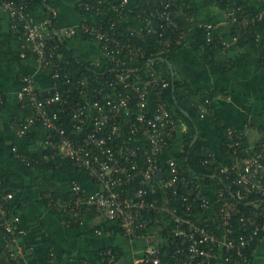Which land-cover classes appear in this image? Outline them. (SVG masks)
<instances>
[{
    "label": "built area",
    "instance_id": "2783aa9c",
    "mask_svg": "<svg viewBox=\"0 0 264 264\" xmlns=\"http://www.w3.org/2000/svg\"><path fill=\"white\" fill-rule=\"evenodd\" d=\"M178 4L179 0H136V3L131 0H81L80 23L59 28L54 27L50 19L37 21L28 11L27 0H0L13 30L23 41L21 56L32 52L38 69L53 70L49 74L52 88L42 97L37 90L36 76L30 72L23 77L18 97L28 102L33 111L25 119L17 120V136L24 137L38 124L45 125L49 131L56 130L60 139L52 146L58 154L69 158L98 184V188L90 192L81 182L73 180L68 196L56 197L49 193V205L65 216L64 223L82 220L86 210L97 208L103 219L119 221L124 234L135 238L152 223L153 213H172L178 223L175 233L189 238L186 247L176 249L177 264H250L247 249L264 233V209L261 207L264 141L249 148L240 138L232 137L229 149L234 161L221 168L224 173L235 174L236 188L232 196L237 203L247 201L251 195L258 196L261 201H251L255 206L249 211H236L237 203L221 193L214 200L219 205L215 223L202 224L192 219L196 204L208 210L213 201L201 191L193 194L195 190L185 180L175 159L167 160V171L163 174L160 156L180 125L164 97L170 81L161 69L151 68L142 75L136 65L143 56L142 44L131 37L124 40L119 36L123 27L142 40L165 39L163 51L166 52L170 27L184 30L177 19ZM183 15L189 17L188 11ZM226 16L228 22L244 30L263 17L262 13H251L244 4L236 3ZM198 25L207 30L208 40L218 38L228 46L226 40L215 34L212 23L200 20ZM75 34L86 35L100 43V56L91 64L103 61L106 69L96 79L85 75L74 79L63 74V65L56 58L57 51L61 41ZM208 111L201 106V117ZM65 115L70 119L73 133L65 128L62 121ZM12 150L14 156L28 166L35 162L17 146ZM50 156L45 158L50 159ZM135 182L137 185L133 186ZM180 182L185 184V191H178ZM2 184L0 179V224L6 250L15 264H21L23 249L19 234L22 230L19 229V216L12 208L14 193L4 192ZM158 188L165 194L172 191L182 197L183 215L176 214V207L161 203L158 197L148 198ZM235 211L243 229L238 237H235ZM101 254L111 255L110 264H119L111 249ZM161 261L160 247L151 244L140 257H134L131 264H160ZM49 262L54 264L52 260ZM80 264L87 262L81 260Z\"/></svg>",
    "mask_w": 264,
    "mask_h": 264
},
{
    "label": "crops",
    "instance_id": "0c3cea01",
    "mask_svg": "<svg viewBox=\"0 0 264 264\" xmlns=\"http://www.w3.org/2000/svg\"><path fill=\"white\" fill-rule=\"evenodd\" d=\"M50 9L57 18V27L64 28L76 26L82 20L79 8L81 0H48ZM136 3V0H131ZM198 8V21L212 23L216 33L228 42L224 49L227 56L234 57V65L226 73L214 74L209 66L202 60L197 52L189 45L168 52L175 72V77L186 80L193 90H204L216 93L213 99L212 111L219 122L211 118L198 120V132L205 135L209 143V152L214 160L227 165L231 160L223 153V139L226 137L240 138L246 147H257L264 141V71L258 61L245 62L241 55L239 37L233 36L229 29L226 11L219 4H206L205 0H195ZM262 13L264 17L263 0H242ZM189 5L183 1L178 6L181 15L189 13ZM189 20V17L187 18ZM192 20V19H190ZM187 33V28L182 26ZM8 13L0 6V50L9 51L16 43ZM68 44L76 55L87 63H94L100 56V43L94 38H86L75 34L67 37ZM166 51H168L166 49ZM163 57L160 60H165ZM231 59V60H232ZM157 59H154L155 62ZM170 66V65H169ZM31 70L36 76L40 91L48 94L52 88V80L46 70H40L33 62L17 65L0 63V94L7 98V105L1 111L0 118V159L10 173L9 188L14 193L13 203L19 214L20 245L22 246L21 264H62L69 259L84 258L88 264H103L98 257V250L111 245H121L125 249L132 247V241L124 235H115L111 232L100 230L97 225L103 216L97 208L85 211L92 216L85 218L81 224L71 227L54 212L51 206L41 200V180L53 178L58 181L76 179L88 190L95 191L98 184L83 172H70L61 174L42 168H28L21 164L13 154V146L28 151V147L16 136V122L23 117L18 97L22 81L19 78L20 68ZM171 67V66H170ZM155 69V68H154ZM222 124L226 129L222 128ZM186 126L183 120L175 133L176 143L169 150L168 157L182 150V136ZM232 131V134H229ZM207 137V138H206ZM228 142V148H229ZM165 158V159H164ZM168 158L163 157V174L167 171ZM163 192L162 188H158ZM156 192V194H157ZM163 194H165L163 192ZM193 194H196L194 192ZM210 210L214 207V199L210 197ZM168 200V198L166 199ZM57 209V208H56ZM58 212H60L57 209ZM96 228V229H95ZM101 231V232H99ZM0 224V264H9L6 255V238ZM153 233H156L154 230ZM147 235V233H146ZM138 238H152L151 232L147 236ZM133 247H135L133 245ZM128 252H132L129 251ZM132 254V253H131ZM133 255V254H132ZM252 264H264V242L254 254Z\"/></svg>",
    "mask_w": 264,
    "mask_h": 264
},
{
    "label": "trees",
    "instance_id": "16d2710c",
    "mask_svg": "<svg viewBox=\"0 0 264 264\" xmlns=\"http://www.w3.org/2000/svg\"><path fill=\"white\" fill-rule=\"evenodd\" d=\"M183 1L187 2L189 5V8H187L189 10V20L187 19L188 17L184 16L183 14L177 16V19L182 26L187 28V33L184 30L182 31L181 28L176 29L170 27L168 30L169 43L165 45V48L168 51H163L165 39L162 38L158 39V37H151L142 40L134 33L127 32L123 27L119 30V36H121V39L124 40H126L128 37H131L134 42L142 44L144 48L143 56H141L136 63V65L140 67L142 75L145 76L149 71L148 69L151 68H155L157 70L161 69L164 72V75L170 81L169 88L164 92L165 100L167 101L170 110L173 112L175 119H182L184 125L186 126V130L181 137L182 150L170 158H173L178 162L185 180L190 182V186L195 190V192L201 191L202 193L215 199L220 196L221 193H224V196L227 199L237 203L232 196V192H234L236 188V184L233 182L235 174H227L221 171V168L224 165L220 164L219 162L217 163L214 160V157H212V154L209 152V143L205 139V135H201L198 132V120L202 118H211L215 122H219L217 115L212 111L213 99L215 98L216 93L204 91L202 89L193 90L188 81L178 79L177 76L173 77L172 69L169 66L167 60H160L161 57L171 60L168 52L182 48L185 45H189L197 52L202 60L205 61L211 72L214 74L226 73L230 71L234 65V57L232 59L230 58L231 56L229 57L223 53L226 46L223 45L218 38L215 41L208 40L207 30L203 27H199L197 18L198 6L196 1L179 0L178 5H180ZM205 3H217L226 12L229 9H232L235 6V3L238 5L244 4L251 13H258L256 8L245 4L242 0H205ZM27 7L30 14L34 15L37 21L50 19L52 21V25L57 27V18L50 9L51 7L48 0H27ZM229 29L233 36L235 35L239 37V46L242 49L241 55L245 62L250 63L253 61H258L264 71V17H262V19L259 20L256 25L249 27L247 30L239 28L236 23L232 22L229 23ZM13 33V40L16 43L13 44L14 46L9 51L0 50V63L17 65L19 62L26 63L34 61L36 65V57L32 52H29L26 57L21 56L23 41L17 32L14 31ZM215 34L218 35L216 32ZM85 37L89 38L86 35ZM164 38H166V36ZM180 38L181 42L179 43L178 39ZM57 53L59 56H56V58L58 60L60 59L63 65V74L74 79L83 75L89 76L92 79H96V77L100 75L104 69H106V65L103 61L100 64H91L80 59L68 44V40L61 41ZM153 59L157 60L152 62ZM46 71L49 75L53 70L47 69ZM30 72L31 70L25 69L24 67L19 69L18 74L20 80L22 81L21 86L23 84V77ZM37 90H39L41 97L46 96L45 93L40 91L38 82ZM0 99L3 100V102H0L1 118V111L5 105H7V98L3 94H0ZM20 106L23 113V117L20 118V120H22L25 119L33 111V109L25 100H21ZM201 106L207 107L209 110L205 117H201ZM62 121L64 122L65 128L68 130V132L73 133L69 117L65 115ZM224 125L225 124H222V128L226 129ZM17 126L18 125L16 123V131ZM51 133L52 135L49 137ZM19 138L23 141L22 143L28 147V151H26V153L29 157V160L35 161L32 166H28L26 163L21 162L15 157L25 167L42 168L48 171L59 172L61 174L70 172H83L87 174L85 170L75 166L69 158L58 154L59 151H56V149L52 146V144H58L60 139V135L56 130L52 132L49 131L45 125L38 124L34 126L24 137ZM175 139L176 137L171 140L166 151H164V153L160 156L161 167L163 165V157L170 159L168 154L169 150H171L176 143ZM222 142L223 153H225V155L233 163L234 155L228 148L229 139L226 137V135ZM20 149L24 151L23 148ZM46 155H51V158L46 159ZM207 160H209L208 163L206 162ZM166 169L167 168L165 167V170ZM0 179L3 180L2 188L4 192H9L10 173L2 164L1 159ZM73 180L76 179L71 178L68 180L58 181L53 178H43L40 183L42 202H44L46 205H49V193L56 197L68 196L71 193ZM136 185L137 182L133 183V186ZM182 190L185 191L186 187L184 183L180 182L178 191L181 192ZM156 197L160 199L161 203H168L172 207H176V214L183 215L181 214L183 210L182 197L176 196V194H174L172 191H169V194H163L160 189L158 190L157 194L151 193L148 198L155 199ZM167 198L168 200H166ZM251 201L261 200L258 196L251 195L247 201L237 203L235 210L238 211V209H241L244 211H249L250 209H253L255 204L251 203ZM15 207L16 203H13L12 208L14 209L15 214L19 216V211ZM217 207H219L218 203L214 205L213 209L205 210L196 204L192 219L196 220L197 222L199 221L202 224L209 223L212 225L217 219ZM261 207L264 209V199L261 203ZM51 208H53L54 212L60 217L61 220H66L65 216L61 212H58L55 206H51ZM236 211L234 227L236 231L235 237H238L243 229L238 220V214ZM90 215V213H87V215L85 213V218L90 219L92 217ZM151 217L152 223L146 230L139 232L138 237H142L149 232L153 233L154 230H156L157 234H153L161 238L160 241L154 243L156 246L160 247L162 252V261L160 264H177V256L179 255L176 254V249L178 246L186 247V245L189 243V238L183 235H177L175 233L178 223L175 221L172 213H153ZM82 220L65 223L71 227H77L81 224ZM97 227L104 232H111L115 235H124V230L121 227L120 222L117 220L103 219L101 223L97 225ZM263 242L264 233H261L260 236L248 247L247 253L250 257V264H252L251 261L253 256ZM106 249H111L112 255L119 261V264L132 263L133 258L129 255V249H125V247H122L121 245H111L98 250V257L103 264H110L108 258H110L111 255L104 256L101 254V251ZM5 252L8 256L9 264H15V261L10 259L8 251L6 250ZM81 260L85 259H69L67 261H63L62 264H80Z\"/></svg>",
    "mask_w": 264,
    "mask_h": 264
},
{
    "label": "rangeland",
    "instance_id": "374dc122",
    "mask_svg": "<svg viewBox=\"0 0 264 264\" xmlns=\"http://www.w3.org/2000/svg\"><path fill=\"white\" fill-rule=\"evenodd\" d=\"M147 235H145V236H147ZM151 236H152L151 239L150 238L144 239V238H138V237L129 238L132 241L133 245L135 246V247H133V245H132V247L129 248L130 251H132L131 253L133 254L132 255L129 252V255L132 256L133 259H134V257L135 258L140 257L148 245L154 244V243L161 240V238L159 236H157L153 233H151ZM127 257H128V255H127Z\"/></svg>",
    "mask_w": 264,
    "mask_h": 264
},
{
    "label": "water",
    "instance_id": "95a60500",
    "mask_svg": "<svg viewBox=\"0 0 264 264\" xmlns=\"http://www.w3.org/2000/svg\"><path fill=\"white\" fill-rule=\"evenodd\" d=\"M162 59H163V58H162ZM164 59L168 61L169 65L171 66V69H172V75H173V77H175V72H174V70H173V65H172L171 61H169V60L166 59V58H164Z\"/></svg>",
    "mask_w": 264,
    "mask_h": 264
}]
</instances>
